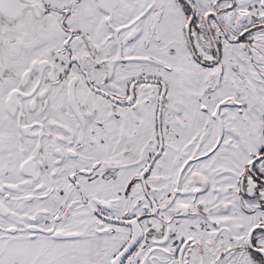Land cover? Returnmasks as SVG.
<instances>
[{"label": "snow or ice", "instance_id": "obj_1", "mask_svg": "<svg viewBox=\"0 0 264 264\" xmlns=\"http://www.w3.org/2000/svg\"><path fill=\"white\" fill-rule=\"evenodd\" d=\"M0 264H264V0H0Z\"/></svg>", "mask_w": 264, "mask_h": 264}]
</instances>
